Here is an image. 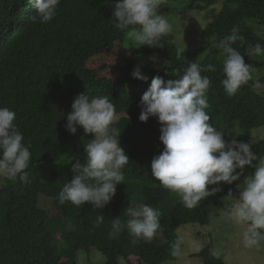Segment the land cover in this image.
<instances>
[{
  "label": "trees",
  "instance_id": "1",
  "mask_svg": "<svg viewBox=\"0 0 264 264\" xmlns=\"http://www.w3.org/2000/svg\"><path fill=\"white\" fill-rule=\"evenodd\" d=\"M10 0H0V3ZM21 1L24 0H14ZM203 10L222 2L218 15L203 30V45L194 51H185L177 59L176 45L162 38L163 47L147 45L124 46L125 33L114 27L113 10L116 0H61L57 15L48 23H33L25 14L19 17L15 8L11 15L0 13V28L15 24L17 37L5 39L2 48L3 63L22 73L4 71L0 78V107L16 112V122L24 141L31 144L32 158L27 182L19 177H0V264H75L79 249H96L104 254L101 264H161L175 260L170 254L175 232L187 224L207 225L208 206L221 205L223 197L238 198L240 183L254 172L245 165L240 179L232 184L221 182L220 191L210 195L193 209L186 208L179 197L164 189L151 174V160L164 145L160 141L161 124L156 117L146 122L139 119L140 103L154 76L175 79L182 75L190 62L214 63L215 72L202 73L212 80L208 89L210 123L218 129L232 128L237 140L252 144L258 160L264 155V138L244 135L252 129L264 127V93L253 87L264 83V76L249 80L235 95L228 96L221 81L225 78L222 62L210 54L220 40L238 26L239 35L232 46L237 48L252 65L264 72V55L248 56L245 52L256 43L264 46V37L257 34L247 21L264 26V0H191ZM25 8L24 5L22 7ZM161 10L158 9V12ZM35 12V11H34ZM33 12V14H34ZM3 35H0V39ZM119 49L120 62H108L104 54ZM118 53V54H119ZM149 55L156 54V67H145L142 74L147 80L132 76L136 61L144 66ZM136 67V66H135ZM80 94L108 95L115 105L112 125L121 131L120 145L129 156L123 169L124 182L117 184L113 199L102 209L90 203L76 207L70 202L60 204L58 194L65 182L75 175L72 165L85 162V137L82 126L75 134L66 130L67 113ZM55 106V111L45 112L42 103ZM229 136V135H228ZM231 138V136H229ZM225 136V139L228 140ZM23 141V142H24ZM253 161V165L257 163ZM239 171V169H237ZM217 185H209V188ZM229 191H231L230 194ZM53 202L55 213L48 214L41 199ZM145 203L162 213L161 230L151 242H131L127 230L115 238L109 237L112 218L124 216L129 204ZM103 213L104 222L94 227L95 218ZM213 243L209 241L196 254L202 264H226L211 255Z\"/></svg>",
  "mask_w": 264,
  "mask_h": 264
},
{
  "label": "clouds",
  "instance_id": "2",
  "mask_svg": "<svg viewBox=\"0 0 264 264\" xmlns=\"http://www.w3.org/2000/svg\"><path fill=\"white\" fill-rule=\"evenodd\" d=\"M60 2L24 0L22 3L10 0L0 3V13L11 15L16 8L19 17H13L15 22L31 13L29 19L33 23L43 24L57 15ZM162 3L163 0H116L114 27L125 33L124 41L127 38L139 47H163L162 38L171 34L173 29L164 16L171 11L167 5L161 6ZM193 8L197 9L195 3ZM158 9L161 11L158 12ZM15 24L0 28V35H3L0 39V78L4 71L19 77L22 75L15 72L10 63H3L5 39L18 38ZM242 39L238 26H233L230 34L216 45L222 57L225 77L221 83L228 96L235 95L251 79L252 65L246 63L241 52L232 46ZM125 47L129 48V45ZM185 51L188 50L177 49V59ZM245 53L248 56L264 55V46L256 43ZM149 56H156L158 60L156 54ZM146 66L138 65L136 61V65L134 63L131 67L132 76L147 80L148 77L142 74ZM215 71L214 63L190 62L183 74L175 75V79L166 80L158 75L151 79L150 86L141 97L139 119L142 122L149 117L158 119L161 124L159 139L164 145L163 150L151 160V174L164 189L175 193L186 208L193 209L202 200L220 191L221 182L232 184L239 180L245 165L254 167V172L244 179L238 198L231 203L229 219L236 225L246 226L242 232L244 246L260 250L264 241V159L257 162L258 157L252 151L251 143L237 140L235 136L226 140L225 130L209 122L207 92L212 80L202 73ZM54 107L43 102L41 109L53 112ZM114 121L115 105L108 95L80 94L74 99L71 111L67 113L66 130L75 134L79 125L85 135H94L84 144L85 162L81 164L77 160L72 165L75 175L70 182L63 184L58 194L60 204L70 202L81 207L87 202L94 209H102L115 196L117 184L125 180L123 169L129 162V156L120 145L121 131L112 126ZM18 128L15 110L0 107V177H19L22 182H27L26 170L32 158L31 144L25 143ZM253 161L257 163L253 165ZM209 185L217 186L209 188ZM124 216L126 219L123 220L120 216L112 218L110 238L127 230L133 244L141 240L151 242L161 230L162 213L149 204H129L124 209ZM103 222L104 215L100 213L95 218L94 227ZM182 244L183 238L177 237L171 245L170 254L179 256ZM92 250L79 249L76 258H79L80 251L89 253ZM211 255L218 257L219 252L212 250Z\"/></svg>",
  "mask_w": 264,
  "mask_h": 264
},
{
  "label": "rangeland",
  "instance_id": "3",
  "mask_svg": "<svg viewBox=\"0 0 264 264\" xmlns=\"http://www.w3.org/2000/svg\"><path fill=\"white\" fill-rule=\"evenodd\" d=\"M162 5H167L171 11L170 14L164 16L168 18L173 29L171 34L163 38L170 39L178 49L191 51L202 47L204 27L218 15L222 2H217L203 10L194 9L190 0H163ZM247 23L252 26L257 34L264 37V26L252 20H248ZM130 44L131 42L126 38L124 46ZM118 53L119 49H116L104 54L102 58L108 62H120L122 57L118 59L117 57L123 52ZM207 54H210L213 59L222 62V57L216 48L209 49L203 57ZM149 57V62L145 64L147 65L146 67H156L158 62L156 56ZM263 76V71L251 69V80H257ZM253 88L257 93H264V83ZM236 130L238 129L226 130L225 136L228 138L229 136H236L238 133ZM240 134L242 133L240 132ZM91 135L93 136L94 134ZM244 135L263 139L264 127L252 129L249 132H245ZM87 141L89 140L85 137V143ZM261 159H264V155ZM243 181L239 182V190L243 187ZM234 199L236 198L223 197L221 205L208 206L209 223L207 225L187 224L178 228L175 232L174 240L177 237L183 238L181 254L175 260L164 261L161 264H202L200 258L195 256V254L198 252L197 249H201L209 241L213 243L214 250L219 252L218 257L226 264H264V241L261 242L262 247L260 250L246 248L242 238V232L246 226L236 225L229 219L230 206ZM41 204L49 214L55 213V206L49 199H41ZM78 256L76 264H101L105 261V256L97 250H92L89 253L80 251ZM119 264H125L121 258H119Z\"/></svg>",
  "mask_w": 264,
  "mask_h": 264
},
{
  "label": "bare ground",
  "instance_id": "4",
  "mask_svg": "<svg viewBox=\"0 0 264 264\" xmlns=\"http://www.w3.org/2000/svg\"><path fill=\"white\" fill-rule=\"evenodd\" d=\"M126 48V47H125Z\"/></svg>",
  "mask_w": 264,
  "mask_h": 264
}]
</instances>
